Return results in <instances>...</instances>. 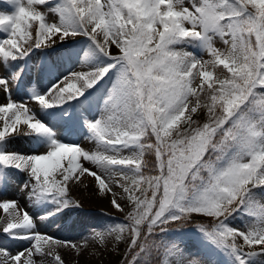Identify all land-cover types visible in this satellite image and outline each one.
Listing matches in <instances>:
<instances>
[{
    "label": "snow or ice",
    "instance_id": "6c2138e0",
    "mask_svg": "<svg viewBox=\"0 0 264 264\" xmlns=\"http://www.w3.org/2000/svg\"><path fill=\"white\" fill-rule=\"evenodd\" d=\"M5 2L14 11L0 13V67L6 73L0 91L7 94L0 104V185L11 181L12 170L28 173L24 187L34 204L48 206L44 218L81 207L69 198V182L86 173L123 211L119 188L132 205L128 222L93 228L79 246L62 242L78 251L90 241L106 248L110 237L124 242L127 233L123 264H154L153 249L159 248L167 258L158 264H203L162 235L172 231L170 223L183 227L195 214L216 221L198 231L227 264H264V0H190L188 6L184 0H60L48 9L58 22H48L38 7L52 0ZM77 36L87 38L86 48L73 47ZM215 37L229 46L226 52L214 47ZM57 45L64 48L57 53L61 60L82 58L89 70L60 77L47 91L33 90L29 99L39 111L8 99L10 84L19 86L37 50L48 59L36 71L55 68ZM180 45L205 50L212 59ZM106 78L112 83L102 114L89 119L81 106ZM201 113L203 123L196 119ZM77 126L97 151L62 139L65 128ZM19 137L33 139L36 150H12ZM147 152L154 154V174L146 171ZM0 209L9 213L2 232L33 242L15 255L0 249V264H36V255L52 256L44 246L60 242L34 233L27 211L21 217L15 201L0 202ZM238 214L258 223L235 228L227 221ZM53 259L65 264L59 254Z\"/></svg>",
    "mask_w": 264,
    "mask_h": 264
},
{
    "label": "rangeland",
    "instance_id": "374dc122",
    "mask_svg": "<svg viewBox=\"0 0 264 264\" xmlns=\"http://www.w3.org/2000/svg\"><path fill=\"white\" fill-rule=\"evenodd\" d=\"M59 2L60 0H52V4L50 5L38 6L39 10L45 13L46 20L48 22H58V14L53 13L48 9L55 3ZM184 3L185 6H188L190 0H184ZM11 8H13V6L10 4L1 5L0 13L7 14L5 13V10ZM4 36L5 34L0 33V38H4ZM71 43L76 49H84L86 48L88 41L86 37L77 36L75 38H72ZM213 45L222 52H226L229 48V46L225 45L219 37L214 38ZM177 47L183 48L184 50L190 52H194L203 60L212 59V57L205 50L187 45H180ZM111 51L113 53H116L117 49L113 47ZM63 52L64 48L60 45H57L56 52L53 53L52 56V59L58 60L55 68L51 72H44L38 75V72L35 69V65L40 64L42 61L48 58L42 56L40 50H37L33 57L27 61V69H29V71H26V74L23 77V80L20 82L19 86H17L15 83L10 84V96H7V98L17 103H26L34 110H38L35 102L29 99V96L33 90L47 91L49 89V87L47 86L50 82L57 81L60 77L68 76L71 72H83L89 70L88 62L86 63L82 58L77 59L76 57H73L71 60H61L57 56V53L62 54ZM221 70L222 66H219L216 69V73L219 74ZM223 71L226 73V70ZM5 74L6 73L3 67H0V76H4ZM43 82L44 84H42ZM111 83V78H106L103 82H101L100 85L97 86V89L93 91V94L89 98V100L81 106L87 118L92 119L101 116L103 110V99L107 94V90L111 87ZM6 95V93L0 91V104H3L5 102ZM40 112V115H45L42 111ZM45 118L47 119V117ZM205 120L206 119L202 118L198 121L203 123ZM2 123L3 122L0 121V125H2ZM51 124L56 125L57 127L60 126L59 121L57 120H52ZM86 136H88L86 130L77 126V128L75 127L71 130L64 129L62 139L66 142L78 143L85 150L97 151V143L86 138ZM12 150L19 151L23 154H31L34 150H36V145L31 138L19 137L12 144ZM39 151L42 152L44 151V149L40 148ZM82 163L85 167H88L93 171H98L96 166L91 164L90 162L82 161ZM146 171L148 172V174H154V172L150 171L149 169ZM12 173L14 174L12 175L11 181L7 185H0V202L15 201L18 205L21 216L23 215L24 211H27L29 215L32 216L33 220H35V228L32 230L34 233H38V231H41L40 229L43 228V225H48L50 222L54 221L58 225L57 234L59 238L61 240L69 241L72 244H76L79 246L83 243L86 237L90 236L93 228L101 225H114L118 222H128L126 217L128 212L132 210V205L128 201L127 195L122 194L119 188L115 189L117 193H120V195L118 196V201L122 205L123 211L116 209L110 203V200L112 198L111 195H101L98 191L95 178L88 175L87 173L81 177L80 182H69V198L75 201H79L81 207L77 208L73 205L58 216L55 215L47 218L44 217L46 216V213L48 211V206L34 204L33 199L29 196L30 188L24 187L25 182L28 180V173L13 170ZM57 179H59V176H57ZM50 207L54 209L55 206L51 205ZM10 211L11 210H9V212ZM253 211H259V207L257 206L253 209ZM65 214H67L71 218L70 226L68 227H65L61 222L62 216ZM194 216L202 218L206 221L203 223H197L191 227H169L172 231H170L168 234H162L163 239L166 241L174 240L182 243L185 251L191 256L201 259L203 261V264H227V260L223 252L210 243H207L204 235L198 231L201 226L210 229L211 225L216 222L214 218L195 214L193 215V217ZM8 218L9 213L5 212L3 209H0V249H6L9 253L15 255L27 248H31L33 244L32 241L18 239L13 240L12 238L8 237L7 234H4L2 232L1 225L5 224L3 226H6ZM84 219H86V222L84 221ZM221 219H223V217H221ZM227 222L235 228L246 231L248 230L249 226L253 225L254 223H258V220L255 216L238 214L235 218L230 217ZM127 235L128 234L125 233L126 240L120 243H117L114 238L110 237L108 239V245L106 248H99L91 241L86 246V248L79 251L77 248H71L66 245L62 247H55L54 249L44 246L45 253L51 251L52 256L36 255L34 259L37 261L36 264H54L55 260L53 259V257L54 255L59 254L64 260L65 264H118L121 254L124 253V251L127 249ZM156 239L159 240L160 237L158 236L156 237ZM237 243L243 244L242 238L238 237ZM66 248L71 251L69 260H66L64 257ZM245 250H247L246 247ZM91 251L94 252L92 253ZM153 253V258L154 255H158L159 259L167 258L163 248L153 249ZM23 259L24 258L22 257V260ZM154 264H158V261L154 262Z\"/></svg>",
    "mask_w": 264,
    "mask_h": 264
},
{
    "label": "bare ground",
    "instance_id": "6f19581e",
    "mask_svg": "<svg viewBox=\"0 0 264 264\" xmlns=\"http://www.w3.org/2000/svg\"><path fill=\"white\" fill-rule=\"evenodd\" d=\"M7 3L5 2V0H0V6L1 5H6ZM12 11H14V6H13V8H11V9H8V10H5V13H7V14H11L12 13ZM87 63V62H86ZM45 73H47V72H45ZM38 75H40V73L38 72ZM49 76V75H48ZM56 83V81H53V82H50L49 84H48V86L47 87H49V88H51L52 87V85L53 84H55ZM42 84H44V82L42 83ZM63 85V84H62ZM61 85V86H62ZM41 113V112H40ZM43 116V115H42ZM61 126V125H60ZM59 126V127H60ZM77 128V127H76ZM77 132V131H76ZM87 137V136H86ZM83 138V137H82ZM13 171H18V170H13ZM14 173H12V175H13ZM19 177H22V176H19ZM71 184V183H70ZM72 185V184H71ZM80 187V186H79ZM95 189V188H94ZM29 198V197H28ZM29 207V206H28ZM34 207V206H33ZM19 209V208H18ZM33 209V208H32ZM20 211V210H19ZM53 216H55V215H53ZM58 216V215H57ZM66 216H67V218H66ZM22 217V216H21ZM38 218V217H37ZM70 217L67 215V214H65V215H63L62 216V223H63V225L65 226V227H68V226H70ZM35 221V220H34ZM38 221V220H37ZM5 223V222H4ZM37 224V223H36ZM3 225H5V224H3ZM3 225H1V230H2V228L4 227ZM41 227V226H40ZM39 227V228H40ZM57 229H58V225L56 224V222H54V221H52V222H50L49 224H48V227H47V229H40L41 231H38V233L39 234H41V235H44V236H46V237H52V238H54V240L55 241H57V242H60V243H56V244H51V246H49V245H45L46 247H49V248H55V247H62V246H64V244L62 243V242H64V240H61L60 238H59V236H58V234H57ZM63 230V229H62ZM76 233V232H75ZM50 234V235H49ZM73 236V235H72ZM80 237V236H79ZM75 238H76V236H75ZM14 240V239H13ZM76 240V239H75ZM82 240V239H81ZM78 241V240H77ZM82 242V241H81ZM11 243H12V241H11ZM95 244V243H94ZM90 246V245H89ZM45 248V247H44ZM71 249V248H70ZM96 249V248H95ZM90 250V249H89ZM70 252L71 251H69V249L68 248H66V251H65V255H64V257H65V259L66 260H69V258H70ZM92 253L94 252V251H91ZM74 253H75V250H74ZM73 253V254H74ZM77 253V252H76ZM86 255V254H85ZM93 255V254H92ZM95 255V254H94ZM87 256V255H86ZM89 256H91V255H89ZM84 257V256H83ZM39 258V257H38ZM41 258V257H40ZM89 258V257H88ZM73 259V258H72ZM76 260V259H75ZM74 260V261H75ZM37 262V261H36ZM40 262V261H39ZM44 262V261H43ZM71 262V261H70ZM80 263V262H79ZM45 264V263H44ZM54 264H56V262L54 263ZM75 264V263H74Z\"/></svg>",
    "mask_w": 264,
    "mask_h": 264
},
{
    "label": "trees",
    "instance_id": "16d2710c",
    "mask_svg": "<svg viewBox=\"0 0 264 264\" xmlns=\"http://www.w3.org/2000/svg\"><path fill=\"white\" fill-rule=\"evenodd\" d=\"M198 117H205V113H201L200 115H198ZM145 160L148 162L149 164V170L153 168L154 166V154L151 153V152H147L145 154ZM201 221H204L203 219H198L196 217H192L189 219L188 222H185L183 223V227H187V226H191V225H194L196 222H201ZM182 222H172L170 223L169 225L170 226H180ZM126 255L123 256L120 264H123V261H124V258H125ZM156 260H157V257H156Z\"/></svg>",
    "mask_w": 264,
    "mask_h": 264
}]
</instances>
